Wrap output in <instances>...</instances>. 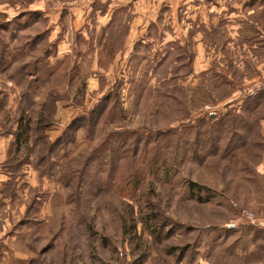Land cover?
<instances>
[{
	"label": "rangeland",
	"instance_id": "obj_1",
	"mask_svg": "<svg viewBox=\"0 0 264 264\" xmlns=\"http://www.w3.org/2000/svg\"><path fill=\"white\" fill-rule=\"evenodd\" d=\"M37 1L0 0L23 17L0 13V226L25 257L5 264L264 260L245 216L264 220V0L220 10L199 65L183 10L185 47L95 69L55 61Z\"/></svg>",
	"mask_w": 264,
	"mask_h": 264
},
{
	"label": "crops",
	"instance_id": "obj_2",
	"mask_svg": "<svg viewBox=\"0 0 264 264\" xmlns=\"http://www.w3.org/2000/svg\"><path fill=\"white\" fill-rule=\"evenodd\" d=\"M49 1L38 0L28 10L32 12L33 19L44 21L41 30L47 34L50 46L55 49V61L93 55L92 69L97 68V57L105 55L106 50L116 57V66L122 65L121 60L125 57L131 59L139 55L145 56L144 63L147 64L162 62L167 50L185 47L187 39H190L187 38L190 24L183 10L193 19V33L190 36L192 47L197 53L196 65H199L205 57L202 52L205 38L213 34L220 10L226 8L228 15L231 13L228 12L229 8L233 6L232 0H93L91 4L85 0H62V10L53 12L47 8ZM242 3L249 4L250 0H243ZM0 13L5 14L8 24H23L20 11L3 8ZM245 20L242 16V23ZM256 45L249 48V53L261 49ZM262 124L264 130V120ZM8 143L9 140H0V162L7 158L5 146ZM259 174L264 177V160ZM6 180L0 175V206L6 203L1 191ZM249 229L251 240L257 242L255 244L264 243V226ZM7 230V227L0 226V264H5L4 260L10 258L11 249L16 250L17 257L24 256L12 245L10 236L4 235ZM233 230H237V227H233ZM253 232L256 235H252ZM258 264H264V260Z\"/></svg>",
	"mask_w": 264,
	"mask_h": 264
},
{
	"label": "built area",
	"instance_id": "obj_3",
	"mask_svg": "<svg viewBox=\"0 0 264 264\" xmlns=\"http://www.w3.org/2000/svg\"><path fill=\"white\" fill-rule=\"evenodd\" d=\"M93 0H85L87 4H91ZM47 8L50 11H60L63 8L62 3L59 0H51L47 3ZM210 116L214 117L217 115L216 111L209 112ZM246 218L253 226L263 227L264 224L261 220L257 219L253 214L251 213H245Z\"/></svg>",
	"mask_w": 264,
	"mask_h": 264
}]
</instances>
